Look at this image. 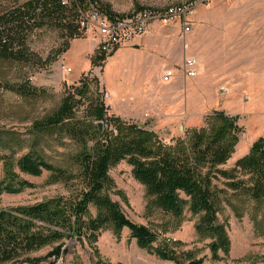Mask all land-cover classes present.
I'll list each match as a JSON object with an SVG mask.
<instances>
[{"label":"rangeland","instance_id":"obj_1","mask_svg":"<svg viewBox=\"0 0 264 264\" xmlns=\"http://www.w3.org/2000/svg\"><path fill=\"white\" fill-rule=\"evenodd\" d=\"M14 1L0 0V9ZM102 1L118 14H129L138 7L163 9L185 0ZM192 22V31L187 34L179 23H176L175 32V24H152L155 34L174 38V43L169 45L156 44V47H166V54L153 48L154 43L135 48L134 39L118 47L102 65L93 63L100 42L94 32L74 41L67 40L54 27L34 31L29 45L44 59L49 55L57 56V51L67 41L68 50L71 47L73 50L58 55L56 61L45 68L31 71L26 67L23 70L38 88V95L23 97L0 87V181L6 176L5 162L8 161L13 171L33 184L19 193L0 191V210L75 194L79 177L70 157L81 148L65 134H37L34 124L53 115L67 92L84 83L89 89L77 111L79 117L85 116L86 106L97 97L108 106V116H122L117 115L120 112L131 116L139 109L133 110L121 99L132 95L135 102L145 104L140 105V111L146 113L142 117H127V114L122 118L134 120L154 131L168 146H174L179 140L187 141L194 130L208 128L209 117L218 111L236 116L243 132L232 157L221 167L232 169L235 160L248 146L251 149L252 144L264 136V0H212L196 9ZM180 45L186 56L176 63V57L172 58ZM187 58L197 62L199 73L195 77L185 74ZM162 59L170 61L164 73L161 72L159 83L156 76ZM168 70L173 71V76L170 81H165L163 77ZM81 71L84 72L80 75ZM15 76L16 72L12 70L7 78L16 81ZM106 92L110 98H106ZM155 93L164 99V109L151 108L147 96ZM31 151L42 153L51 163L68 169L73 174L72 179L53 182L47 171L41 176L21 173L17 161ZM110 175L115 182L112 198L121 204L130 220L148 226L156 234V241L149 247H140L128 228L117 232L108 227L99 232L96 241L86 238L83 241L63 240L66 254L56 264H184L186 253L203 259V264H264V209L255 212L252 202L243 205L234 200L235 209L225 203L220 207L218 221L226 225L231 244L228 252L220 250L215 258L211 249L212 236L197 230L201 214H193L186 207L183 216L177 218L152 205L144 185L134 178L126 160L112 166ZM225 197L222 195L223 199ZM56 245L42 248L32 256H45ZM158 246L175 250L180 260L173 262L159 258L156 254Z\"/></svg>","mask_w":264,"mask_h":264},{"label":"trees","instance_id":"obj_2","mask_svg":"<svg viewBox=\"0 0 264 264\" xmlns=\"http://www.w3.org/2000/svg\"><path fill=\"white\" fill-rule=\"evenodd\" d=\"M92 8L110 18L126 15L114 12L102 0H16L0 9V87L23 97L38 95V88L23 70L49 66L70 45L67 41L57 56L44 59L30 47L31 34L37 29L54 27L67 40L82 37V14ZM118 49L107 52L100 47L94 65L106 63ZM12 70L16 72V81L7 78ZM88 89L84 83L67 92L53 115L34 124L37 134H65L81 148L70 157L79 177L75 194L0 210V264H56L66 254L63 240L96 241L99 232L108 227L117 232L128 228L140 247L151 246L156 234L148 226L130 220L111 195L115 182L110 169L123 160L132 167L134 178L144 185L152 205L177 218L183 216L186 207L193 214H201L197 230L212 236L213 256L218 258L220 250L228 252L229 234L226 225L218 221L222 204L235 209L233 201L238 200L242 204L252 202L257 213L264 209V138H258L232 169H223L221 166L232 157L243 132L236 116L218 111L209 117L208 128L194 130L187 141L168 146L157 133L134 120L108 116V106L99 97L91 100L85 116L79 117L77 111ZM5 163L7 173L0 181V191L19 193L33 186L13 171L8 161ZM17 167L31 176L47 171L53 182L73 177L68 169L35 151L19 158ZM51 245L56 246L47 255L32 256ZM156 254L163 260H180L177 252L168 247L158 246ZM183 257L184 264L204 263L192 253Z\"/></svg>","mask_w":264,"mask_h":264},{"label":"built area","instance_id":"obj_3","mask_svg":"<svg viewBox=\"0 0 264 264\" xmlns=\"http://www.w3.org/2000/svg\"><path fill=\"white\" fill-rule=\"evenodd\" d=\"M212 0H185L166 8L144 7L133 13L121 17L110 18L96 8L82 14L80 25L83 36L94 32L99 37V48L112 52L116 47L126 45L134 39L145 35L153 23L181 24L184 33L192 31V18L199 6L209 4ZM185 74L187 77L198 75V65L194 58L185 60ZM71 71L70 68H68ZM173 71L168 70L164 75L165 81H170ZM106 98H110L108 92Z\"/></svg>","mask_w":264,"mask_h":264},{"label":"crops","instance_id":"obj_4","mask_svg":"<svg viewBox=\"0 0 264 264\" xmlns=\"http://www.w3.org/2000/svg\"><path fill=\"white\" fill-rule=\"evenodd\" d=\"M155 26V25H154ZM154 26H151L150 27V29L152 28V30H151V32L150 31H148L147 33H146V35L143 37V36H141V37H138V38H136L134 41L136 42V44H135V48H143V47H146L147 45H151V44H155L154 45V47L153 48H156L157 50H159L161 53L162 52H164L165 54L166 53H168L167 52V48L166 47H164L165 49H163V48H160V46H157L156 47V44H158V42H161L162 44H167V45H169V44H171V43H174V38L172 37V38H163L164 36H162L161 37V35H157V34H155V31H154ZM177 28H178V26L175 24V26H174V32L177 30ZM172 30V29H171ZM77 39H75L74 41H76ZM95 44V43H94ZM96 45V44H95ZM128 48V47H127ZM170 48V47H169ZM125 49V48H124ZM72 47H71V49L70 50H68V52L66 53V54H68L70 51L72 52ZM75 52H79V53H81V54H83V52L82 51H80V50H77V49H75ZM186 54V52H185V49H183V47H181V45L179 46V51H178V53L177 54H173V58L172 59H175V57H176V63L179 61V59L183 56V59H185V55ZM169 59H162V62H161V64H160V66H159V69H157V76H156V80H157V82H159V83H161V80H160V78H161V72L162 73H164V69L169 65ZM71 69V71H73V69L72 68H70ZM82 72H84V71H81V73H80V75L82 74ZM79 76V75H78ZM74 78H77V77H74ZM150 96V97H149ZM149 96H147V98H149V101H150V103L152 104L151 105V108H154V109H156V110H161V109H164V107H165V101H164V99H161L159 96V94L158 93H155V94H151V95H149ZM156 100V101H153L152 102V100ZM121 101L122 102H124V104H127V105H130V107H132V109L133 110H137V108L139 109V112H133V113H131V114H133V115H131V116H129V113H126V114H122V112H120V113H118L117 115H122L121 117H123V115H127V117H132V118H136V117H142V116H144L143 114H145L146 112H145V110H144V113L143 112H141L140 111V105H145V104H141V101H140V104H139V102H135L136 101V99L131 95L129 98H126V97H122V99H121ZM162 102V103H161ZM113 105V104H112ZM113 107H114V109H117L114 105H113ZM135 113H141V114H135ZM147 115V114H146ZM263 135H264V133H263ZM264 137V136H263ZM257 139V138H256ZM256 139H254L253 141H255ZM253 141L251 142V143H253ZM251 145V144H250ZM249 150H250V147L248 146V148L241 154L242 156L241 157H243V156H245L246 154H248L249 153ZM240 156L238 157V159L239 158H241ZM238 159H236L235 161H237ZM222 167V166H221Z\"/></svg>","mask_w":264,"mask_h":264},{"label":"water","instance_id":"obj_5","mask_svg":"<svg viewBox=\"0 0 264 264\" xmlns=\"http://www.w3.org/2000/svg\"><path fill=\"white\" fill-rule=\"evenodd\" d=\"M99 125H100V128H102V123H100Z\"/></svg>","mask_w":264,"mask_h":264}]
</instances>
